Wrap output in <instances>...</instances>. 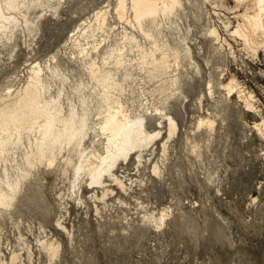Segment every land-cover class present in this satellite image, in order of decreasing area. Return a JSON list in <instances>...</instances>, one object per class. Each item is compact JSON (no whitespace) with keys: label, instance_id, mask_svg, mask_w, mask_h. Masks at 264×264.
Returning a JSON list of instances; mask_svg holds the SVG:
<instances>
[{"label":"rangeland","instance_id":"1","mask_svg":"<svg viewBox=\"0 0 264 264\" xmlns=\"http://www.w3.org/2000/svg\"><path fill=\"white\" fill-rule=\"evenodd\" d=\"M115 2L63 0L56 14L39 20L30 46L18 32L16 50L10 55L8 45L0 56V86L17 76L23 81L30 65L57 55L70 90L80 75L86 78L71 53V36L100 8L114 13ZM186 9L175 17L178 25L163 28L171 43L187 42L194 59H185L182 93L167 108L178 130L168 137L163 123L162 137L144 149L142 162L135 155L121 161L116 170L126 190L109 179L113 191L103 199L102 186L83 182L79 201L61 171L39 168L0 214V256L8 260L17 252L15 264H264V138L253 125L259 115L219 84L236 73L264 104V52L254 59L243 51L236 60L227 57L208 35L214 19L206 5L191 0ZM138 81L127 97L137 95ZM59 83L56 78L53 91ZM145 86L153 88L152 82ZM203 115L215 119L214 129L197 128ZM146 121L150 129L158 126L154 116ZM163 210L169 214L162 225L148 218ZM43 240L60 244L57 256L51 259Z\"/></svg>","mask_w":264,"mask_h":264},{"label":"bare ground","instance_id":"2","mask_svg":"<svg viewBox=\"0 0 264 264\" xmlns=\"http://www.w3.org/2000/svg\"><path fill=\"white\" fill-rule=\"evenodd\" d=\"M62 2L0 0V56L8 45L12 46V55L18 46V32L30 46V37L38 34L39 20L48 11L56 14ZM190 3L116 0L114 13L108 6L100 8L71 36V53L84 68L86 78L80 75L70 90L65 85L70 77L57 55L30 65L23 81L17 76L18 81L11 79L0 86V214L13 206L24 181L41 167L59 170L70 179L79 201L83 182L102 186V199L113 191L106 185L109 179L126 190L116 170L119 163L134 155L142 162L144 149L162 137L163 123L168 137L178 130L179 124L167 108L170 99L182 93L180 78L182 68L187 66L185 59H194L185 38V47L171 43L163 28L177 24L175 17ZM201 3L214 19L207 34L227 57L236 60L238 52L243 51L254 59L264 52V0ZM118 24L121 27L115 28ZM232 41L241 47L237 49ZM237 75L230 73L219 84L259 115L253 125L264 138V104ZM137 77L139 91L127 97ZM56 78L60 83L53 91ZM147 82H152V89L146 88ZM209 85L211 95V80ZM155 98L159 103L153 101ZM148 115L155 117L156 128L147 126ZM215 124L214 118L203 115L197 128L205 126L210 131ZM166 141L162 142L163 151L167 150ZM153 170L157 173L159 166L154 165ZM168 214L163 210L158 217L152 214L148 218L160 226ZM58 225L66 228L60 221ZM41 244L51 259L60 251L55 241L43 240ZM18 258L19 254L12 252L8 260L0 256V264H15Z\"/></svg>","mask_w":264,"mask_h":264}]
</instances>
